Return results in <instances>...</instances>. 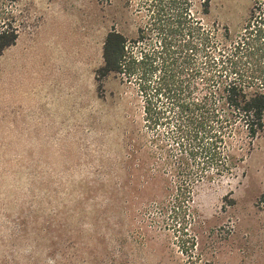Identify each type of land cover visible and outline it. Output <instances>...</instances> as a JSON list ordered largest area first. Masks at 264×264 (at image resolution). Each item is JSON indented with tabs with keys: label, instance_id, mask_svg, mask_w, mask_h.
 Instances as JSON below:
<instances>
[{
	"label": "rangeland",
	"instance_id": "rangeland-1",
	"mask_svg": "<svg viewBox=\"0 0 264 264\" xmlns=\"http://www.w3.org/2000/svg\"><path fill=\"white\" fill-rule=\"evenodd\" d=\"M143 1L0 0L17 32L0 56V264H264V129L232 123L206 160L207 139L178 146L167 103L147 117L134 80L96 78L107 32L136 36ZM201 1L219 46L264 13Z\"/></svg>",
	"mask_w": 264,
	"mask_h": 264
},
{
	"label": "trees",
	"instance_id": "trees-1",
	"mask_svg": "<svg viewBox=\"0 0 264 264\" xmlns=\"http://www.w3.org/2000/svg\"><path fill=\"white\" fill-rule=\"evenodd\" d=\"M143 5L145 19L136 36L115 28L107 32L97 80L102 84L109 75L134 80L145 93L147 117L152 99L167 103L178 146L186 139L190 147L193 139H207L198 146L206 160L215 158L220 134L236 121L250 139L257 136L264 129V13L251 11L231 39L225 28L226 43L219 46L193 12V0H144ZM200 6L208 14L210 0ZM16 39L15 29L0 30V56Z\"/></svg>",
	"mask_w": 264,
	"mask_h": 264
},
{
	"label": "built area",
	"instance_id": "built-area-1",
	"mask_svg": "<svg viewBox=\"0 0 264 264\" xmlns=\"http://www.w3.org/2000/svg\"><path fill=\"white\" fill-rule=\"evenodd\" d=\"M8 1L11 2V3H14L13 0H8Z\"/></svg>",
	"mask_w": 264,
	"mask_h": 264
}]
</instances>
